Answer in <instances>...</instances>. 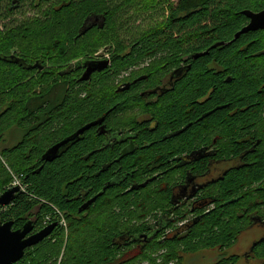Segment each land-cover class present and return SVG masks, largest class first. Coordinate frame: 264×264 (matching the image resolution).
Wrapping results in <instances>:
<instances>
[{"label":"trees","instance_id":"16d2710c","mask_svg":"<svg viewBox=\"0 0 264 264\" xmlns=\"http://www.w3.org/2000/svg\"><path fill=\"white\" fill-rule=\"evenodd\" d=\"M13 1H0V104L5 106V111L0 114V140L16 126L14 137L18 141L0 152V194L10 186L13 177L20 181L23 191L8 206L0 208V221L12 222V230H19L25 219L32 216L37 217L39 228L45 227L43 222L48 217L46 226L57 223L56 229L41 243L28 249L16 264H140L142 261L156 264L157 258L161 260L160 264L180 262L181 249L196 252L214 247L227 248L240 231L252 224L249 221L251 213L264 218L263 138L251 163L238 171H229L218 184L216 194L225 204L218 203L189 229L187 235L173 236L158 245L155 243L148 251H111L110 247L118 246L111 243V234L115 232L116 237L125 229V224L117 228V221L108 219L92 226L79 219L77 208L81 194L97 195L104 184L117 181L112 179L113 170L122 168L126 174L133 172L135 178L142 176L139 171L143 162L147 163L146 169L159 163V157L148 154L154 145L142 150L146 154H140V151L115 163L117 151L104 149L98 152L101 139L94 133L97 127L94 126L80 136L78 143L75 141L64 148L52 162L41 160L48 149L86 125L102 119L101 126L111 128L117 114L122 119L127 108L142 107L146 98H141L140 93L161 81L171 66L178 63V58L186 54L192 59V67L188 76L176 85L178 92L174 97L162 103L164 112L158 120L164 125L157 135L176 126L174 123L169 125L174 119L178 120L177 124L183 118L187 120L182 106L192 105L211 90L208 102L190 106L193 108L191 120L206 112L200 118L202 122L195 127L201 128L204 123L216 124L222 125L227 135L262 137L257 131L260 124L264 125V37L252 32L243 33L236 39L234 36L247 26L244 12L264 8V0H176L175 3L171 0H124L134 3L139 14L156 12V9L162 13L159 23L128 43L112 38L113 11L106 8L102 0H62L43 14L47 18L45 22L35 20L32 25L21 26L13 24L12 20L2 23L24 0ZM92 14L100 18L95 27L89 24ZM219 43L224 46L210 49ZM29 44H34L35 57H29L22 49L29 48ZM16 48L19 52H15L14 57L27 65L39 60L43 69L28 70L8 61L9 56L5 54ZM102 48L109 53L108 67L94 73L88 82H78L80 68L75 69L76 63L72 62L80 58L90 60ZM206 51L205 55L191 57ZM213 59L224 72L216 74L206 69ZM146 60L152 61L151 68H145L141 73L136 71ZM48 64L50 68H46ZM70 67L73 70H68ZM74 71L76 76L72 75ZM121 73H128L132 78L142 74L147 79L131 85L128 91L108 97L118 86L115 79ZM36 87H40L39 92L34 91ZM120 119L113 126L116 130L124 128ZM134 125L132 122L131 126ZM156 145L164 146L165 151L171 150V140ZM90 152L94 153L90 157L94 163L87 168L83 158ZM110 162L108 168L96 176L104 163ZM154 173L152 170L146 175L152 177ZM166 175L170 173L152 182L155 192H161L154 199H166L163 188ZM139 177L137 180L141 181L143 178L139 180ZM255 187L257 189L252 190ZM125 189L120 186L107 189L96 204L106 208L107 202H113L114 206L124 209V200H131L134 195L143 203L150 199L148 188L133 196L123 193ZM257 201L259 203L254 204ZM134 206L138 208L136 204ZM98 214L95 213L93 219L98 220ZM238 214L242 216L238 217ZM61 216L68 225V234L60 228ZM181 221L177 219L165 228ZM256 248L264 264V241ZM63 251L66 252L62 258ZM155 253L157 256L153 255Z\"/></svg>","mask_w":264,"mask_h":264},{"label":"flooded vegetation","instance_id":"af4514ba","mask_svg":"<svg viewBox=\"0 0 264 264\" xmlns=\"http://www.w3.org/2000/svg\"><path fill=\"white\" fill-rule=\"evenodd\" d=\"M0 1L2 2V0ZM171 2L175 3L176 0H172ZM252 9L253 8L247 12L257 14L264 11V8L259 10L255 8L254 10ZM245 18L246 25H248L250 20L246 16ZM99 21L100 18L92 14L89 21L90 27L97 26ZM252 33H257L261 37H264V30L258 29L252 31ZM130 49L131 48H129L128 52ZM7 53L8 54H5L6 57L15 56V51L12 49L8 50ZM263 53L264 51L262 54ZM189 56V54L181 55L177 60L178 63L171 66V70L166 75L167 77L165 76L166 78L164 77L161 81L158 80L156 84L154 83V86L140 93L141 98H146L142 107H138L137 105L131 108L129 107L130 109L127 108L122 119H120L119 114H117L111 128L104 125L105 133L103 134L99 133L98 126L94 128V133L101 139V147L98 152L104 149H110L113 150V152L117 151V157L114 160L115 163L129 156H133L135 153L151 147L152 145L154 146L150 148L148 154H153L161 159L159 163L157 162L153 167L148 166L147 169V163H142L143 166L139 171V174L142 176H138L139 180H141V177L143 178L141 181L137 180L138 177L134 178L133 172H131V174H126L122 168H117L112 171V179H116L117 181L112 184H110V182L106 183L101 189L102 192L105 188V192L107 189L114 186H120V188H126L123 193L127 192L133 196V194L138 193L139 190L148 188L147 192L150 194V199L144 203L143 200L137 199L134 195L131 200H124V209L120 208L119 205L114 206L113 202H107V207L101 208L96 204L97 198L88 209L79 212V209L86 202L96 196V194H92L88 197V192L81 194V202L77 208V213L80 214L79 219L92 226L101 224L102 221L107 222L108 219L110 221L116 220L118 224L117 228L120 227L122 223L125 224V229L121 230L116 237L115 232L111 234V243L118 245L116 248L113 246L110 247L111 251L118 249L122 251H132L135 249H144L148 251L152 249L155 243L158 245L165 239H169L173 236L178 237L187 235L190 228L195 226L202 217L209 214L218 203L221 204L223 201L221 196H218L216 192L219 190L218 184L223 181L229 171H238L251 163L250 160L257 155L258 149L261 148L264 139L263 124H260V128L257 131L258 133L260 132L262 137H254L248 134L239 137H235L232 134L227 135L226 129L222 125L218 126L216 124L208 125L204 123L201 128L195 127V124L202 122L203 119L200 118L205 115L206 112L202 113L196 120H191L190 117L193 114V108L190 106H193L195 103L197 105H203L208 102L212 92L211 90L206 91L202 96L198 97L192 105L182 106V108L185 109L183 115L187 116V120L183 118L182 122L177 124L178 120L174 119L169 125L176 124V126L171 128L168 127L160 135H157V132L164 125L162 121L158 120V116H161L164 112L162 103L174 97L178 92L175 89L176 85L188 76L192 67L190 63L192 59H190ZM92 59L99 61L101 57H94ZM107 60L110 64V58L107 57ZM151 60H146L145 64H140L136 71L151 68ZM214 60L215 59L207 64L206 69L216 74L224 72L223 67L216 64ZM262 60L264 63V58ZM37 61L39 60L33 61V64ZM163 67L164 66H162V68ZM74 72L76 74V71ZM83 72L84 69L81 68L78 75L81 76ZM152 73L153 72H151V74ZM141 77H143V79H140ZM145 79H147L146 75L141 74L132 78V76L128 74V81L126 80L121 83L120 86H117L113 92L109 93L108 97H115L113 93L128 91L131 85H135ZM127 84L128 86L125 88ZM122 88H125V90L120 91ZM118 119L121 120V124L124 127L123 129L116 130L113 128ZM198 119H200V121H198ZM132 122H134L136 126H131ZM193 129L201 133L195 134ZM184 133H186V136L183 135ZM170 140V151H165L166 149L163 148L164 146L162 145H156L159 142ZM78 141L76 142L78 143ZM262 151H264V148ZM92 153L93 152L86 154L83 158V161L87 163V168H90L94 163V160L90 159ZM123 153H125V156L119 159ZM141 153L146 154L147 152L142 151L140 154ZM104 164L105 165L96 172V176H98V173L104 172L111 162ZM152 170H155V173L152 177H147L146 173ZM167 173H170V175H166L163 183L166 199H161L162 201L154 199L160 196L161 192H155V184L152 182L157 178H164V174ZM141 185L144 186L140 187ZM108 186L109 188H107ZM256 189L257 187L252 190ZM223 203L225 204L226 202H222V204ZM256 203H259V201L254 202V204ZM134 204H136L138 208H136ZM145 204H148L149 207L145 208ZM162 206L164 209H162ZM95 213H99L98 220L93 219ZM179 213H181V217L177 215ZM241 216L242 215L238 214V217ZM177 219H182V221L171 225L169 229L165 228L169 227L170 224ZM25 220L24 224L30 222L32 226V232L29 236L43 229L37 226L36 223L38 219L36 216L28 217ZM60 220L62 221L60 228L64 230L65 234H68V225L64 217L61 216ZM249 221L252 224L245 230L240 231L236 235L233 243L227 248L214 247L200 249L196 252H185L181 249L180 262L171 261L168 264H184L183 262L185 260H195L199 262L198 264H262L261 255L257 253L256 246L264 241V218H260L255 213H251L249 215ZM23 226L24 225H22L19 230L22 229ZM100 230L102 231V229ZM252 231H257V233L253 232V234L249 235V232ZM252 236L254 238L251 240ZM247 239H249V241L245 244ZM240 242L242 246L240 248L236 247ZM29 249H32V247ZM237 249L240 251L237 252ZM27 250L28 249H26L25 252ZM65 252H62V258L65 257ZM159 254H162V252ZM208 254L211 256L208 257ZM153 255L157 256V253ZM160 263L161 260L157 258L156 264ZM135 264H138V262H135ZM140 264L150 263L148 261H142Z\"/></svg>","mask_w":264,"mask_h":264},{"label":"water","instance_id":"95a60500","mask_svg":"<svg viewBox=\"0 0 264 264\" xmlns=\"http://www.w3.org/2000/svg\"><path fill=\"white\" fill-rule=\"evenodd\" d=\"M17 0H14L16 2ZM244 15L250 20L249 24L239 33H237L234 36V39L238 38L241 34L252 32L255 30H264V11L261 13H251V12H244ZM224 46L223 43L215 44L210 49L218 48ZM207 53H200L195 54L194 56H191L192 58H197L202 55H205ZM7 60V59H6ZM8 61L13 62L14 64H18L20 66H23L25 69L32 70L37 69L38 71H41L43 69V66L41 63L36 62L33 65H27L24 61H22L19 58H16L14 56H10L8 58ZM108 61L106 60H99V61H80L77 62L74 65L75 69L83 68L84 72L81 74L78 82H88L91 78V76L94 73L101 72L105 70L108 67ZM72 67L68 68V70ZM140 79H143L141 77ZM128 86V84L125 86V88ZM125 88L120 89V91L125 90ZM102 119L93 123H90L86 125L85 127L79 129L77 132H75L72 136L66 138L65 140L61 141L60 143L56 144L55 146L48 149L44 155L41 157V160L44 162H52L57 158L59 153L66 148L71 143H74L77 141L80 136L83 135L85 131H88L91 127L99 126V133L103 134L105 133V126H101ZM125 156V153L121 155V158ZM146 184V183H145ZM144 184V185H145ZM144 185H141L140 187H143ZM109 188V186L107 187ZM105 188L102 192L97 194L95 197L90 199L88 202H86L80 209L79 212L85 211L88 209V207L95 202L97 198H99L102 193L104 192ZM19 187H12L6 189L2 194H0V208L8 206L15 197L20 194ZM57 226V223L50 224L43 228L41 231L30 235L32 232V226L30 222H26L22 229L20 230H12V222H1L0 221V264H16L19 262L23 256L26 249H29L31 247L36 246L37 244L41 243L45 238H47L51 232L55 229Z\"/></svg>","mask_w":264,"mask_h":264},{"label":"rangeland","instance_id":"374dc122","mask_svg":"<svg viewBox=\"0 0 264 264\" xmlns=\"http://www.w3.org/2000/svg\"><path fill=\"white\" fill-rule=\"evenodd\" d=\"M61 1L62 0H43L42 2L39 3V0H24L22 1L20 8L15 9L13 10V12L9 13L7 17L4 18L2 23L12 20L13 24L21 26V25H25L28 23L29 25H32L35 20H39L40 22H45V19L47 18L43 14L45 12H48L49 9L53 8V6L60 4ZM81 1L85 2V0H81ZM102 1L106 8L113 11L114 31H112L113 33L112 38L114 37L117 41H120L121 43H128L138 38V36L140 35V33H142V31L149 29L151 26L156 25L161 20L162 13L159 9H156V12L149 11V12L139 14L136 7L134 6V3H125L124 0H102ZM32 6H35V7H32ZM33 45L29 44V48L28 47L22 48L25 50V54L28 55L29 57L31 56L35 57V53L32 51ZM17 47L21 48L20 44H18ZM14 51L19 52L17 48L14 49ZM99 56L101 57V60L108 61L107 57L109 58V53H107L106 48L99 49V51L96 54H94L92 58L99 57ZM89 59L92 61H97L91 58ZM82 60L83 59L80 58V59L74 60L72 63H77ZM48 67L50 68L49 64L48 66H46V68ZM139 73L141 72L139 71ZM72 75L76 76L75 72H73ZM118 76L119 77L115 79V85L120 86L121 83L127 80L128 74L121 73ZM39 90H40V87L34 88V91L36 92H39ZM30 91H32V89ZM3 111H5V106H2L0 104V114ZM15 127L16 126H13L3 135V139L0 140V152L5 148H11L12 146H14L15 142L18 141V138L14 137L16 135ZM253 232L257 233V231H252V232H249V235L253 234ZM253 238L254 237L252 236L251 240ZM248 241L249 239L245 241V244H247L246 242ZM241 246L242 245L240 242L236 247L240 248ZM236 251L239 252L240 250L237 249ZM210 256L211 255L208 254V257ZM183 263L184 264H198L199 262L195 260H191V261L185 260Z\"/></svg>","mask_w":264,"mask_h":264},{"label":"built area","instance_id":"2783aa9c","mask_svg":"<svg viewBox=\"0 0 264 264\" xmlns=\"http://www.w3.org/2000/svg\"><path fill=\"white\" fill-rule=\"evenodd\" d=\"M12 187H19L20 191H23V187L21 186L20 181L14 177H13L12 183L10 184V186L8 188H12ZM49 220H50L49 217L46 218V221L43 222V225L46 226L48 224ZM61 223H62V221L59 220V225H61Z\"/></svg>","mask_w":264,"mask_h":264}]
</instances>
